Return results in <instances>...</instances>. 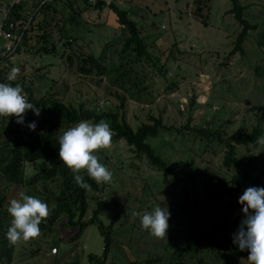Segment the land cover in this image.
Here are the masks:
<instances>
[{
  "label": "rangeland",
  "instance_id": "1",
  "mask_svg": "<svg viewBox=\"0 0 264 264\" xmlns=\"http://www.w3.org/2000/svg\"><path fill=\"white\" fill-rule=\"evenodd\" d=\"M109 1L130 12L149 54L125 51L130 34L107 2L99 8L85 0H29L24 7L29 29L17 54L0 63L1 79L21 86L29 102L50 99L116 114L134 130L154 123L153 118L169 128L148 142L174 173L161 171L126 140L115 139L111 119L104 120L112 142L94 154L112 180L98 184L93 179L99 189L87 190L86 213L78 220L113 225L106 264H227L205 244L199 251L186 247L203 225L213 228L224 215L244 218L238 198L251 187L245 172L264 179V135L258 144L237 145L239 163L232 167L226 165L229 149L219 137L250 135L259 126L264 130V0H239L246 19L257 27L241 50L237 40L243 27L230 12L231 0ZM12 68L20 69L14 81L8 79ZM23 115L24 125L15 115L0 116V264H98L90 259L105 252L98 224L70 226L67 213L52 221L64 179L33 181L54 164L25 158L34 135L50 126L30 130L28 123L43 118ZM54 119L57 141L78 124ZM199 129L217 135L207 138ZM17 153L23 157L19 182L7 172ZM79 175L89 177L84 169ZM24 195L44 201L49 215L36 237L13 244L5 235L13 219L8 209ZM158 206L171 213L163 238L141 224V215ZM231 257L230 264H248L247 258Z\"/></svg>",
  "mask_w": 264,
  "mask_h": 264
},
{
  "label": "trees",
  "instance_id": "2",
  "mask_svg": "<svg viewBox=\"0 0 264 264\" xmlns=\"http://www.w3.org/2000/svg\"><path fill=\"white\" fill-rule=\"evenodd\" d=\"M233 8L231 13L235 15L240 22L243 30L237 40V50L242 49L243 43L247 40L249 33L256 29L248 19L245 17L246 7L243 6L239 0H231ZM106 2L101 1L97 6L104 8ZM25 5L19 7L20 11H24ZM109 7L117 15L120 27L123 30H127L130 34L126 41L125 51L134 50L138 56L143 57L149 54L148 48L141 35V30L137 23L130 19V12L120 9L115 4H110ZM18 10V12H19ZM14 19L23 18L21 13H14ZM26 18V17H25ZM0 83H3L0 76ZM31 99V98H30ZM31 103L40 108V115L37 118L41 119L36 125L40 128L42 125H49L47 131L35 134L32 142L30 143L31 152L30 155H26V159L32 162L44 160L45 165L53 163L54 167L44 169L43 174L37 175L33 181L42 179H50L59 175L64 179V188L58 198L57 208L52 215V221L57 219L62 214L70 215V226L80 225L85 228L91 224H98L105 238V252L103 256H97L95 254L90 255V259L94 263L106 264V260L112 247V234L113 225H105L101 219L92 220L91 222L81 223L78 217H83L87 208L86 192L88 189L98 190L97 183L90 177H83V180L90 185L85 189L80 187L75 179V174L68 168L59 157V141L55 139L57 133V123L55 117H63L69 123L76 124L81 121H104L106 118H110L112 121V130L115 132L114 138L124 139L127 143L140 153L147 156V158L153 163L154 166L161 171L168 173H174L175 170L171 167L166 160L159 156L155 148L148 142L150 137H157L162 130L169 129L160 118H153L154 123H145L138 130H134L128 124L122 122L116 114H97L91 110H79L74 106H67L62 102L53 101L50 99L36 101L33 98ZM29 110L27 113H31ZM45 116H49L45 118ZM198 133L207 138H211L217 133L207 130L199 129ZM264 135V130L259 126L250 135L241 134L239 136H233L229 139H224L221 135L220 140L226 144L229 149V153L226 159V165L232 167L234 164L239 163L237 158V145L258 144L259 139ZM23 157L21 153H17L13 160L10 162L7 168V172L12 174L14 181H21L18 176L23 175V171L20 170ZM243 178L251 185V187H264V179L260 176L252 177L248 172H245ZM244 218L228 217L224 215L221 222L213 228H209L205 225L202 226L200 232H198L193 238L190 246L186 247L187 251H199L202 246L207 245L212 251L218 253V256L225 260L227 264L231 262V255L247 258L249 253L247 251H241L238 245L233 243V235L237 232L241 221ZM233 233L232 235H230ZM183 253H180L182 256ZM182 264V263H180Z\"/></svg>",
  "mask_w": 264,
  "mask_h": 264
},
{
  "label": "clouds",
  "instance_id": "3",
  "mask_svg": "<svg viewBox=\"0 0 264 264\" xmlns=\"http://www.w3.org/2000/svg\"><path fill=\"white\" fill-rule=\"evenodd\" d=\"M19 72V68H12L8 79L16 80ZM29 110L36 116L40 115V108L28 101L21 86L0 83V116L15 115L16 123L24 125L23 114ZM36 126L34 121L27 124L30 130H35ZM111 142L112 130L105 121L96 124L81 121L59 137V157L73 171L80 187H90L79 175L82 169L98 184L112 180V172L94 154L98 149L108 148ZM238 202L242 205L244 219L233 235V243L241 251L249 253L248 264H264V187H248L239 196ZM8 211L13 219L5 235L13 244L36 237L40 233L42 220L49 215L48 205L31 195H24L22 201L13 200ZM170 215L168 208L155 207L152 212L141 215L142 227L152 235L163 238L167 235Z\"/></svg>",
  "mask_w": 264,
  "mask_h": 264
},
{
  "label": "built area",
  "instance_id": "4",
  "mask_svg": "<svg viewBox=\"0 0 264 264\" xmlns=\"http://www.w3.org/2000/svg\"><path fill=\"white\" fill-rule=\"evenodd\" d=\"M29 0H0V63L11 59L17 54L24 43L25 35L31 20L26 21L25 12L19 7L26 5ZM54 1V0H46ZM90 5L97 6L101 1L111 4L109 0H85ZM19 10V12H18ZM21 13L23 18L14 19V13ZM27 98V97H26Z\"/></svg>",
  "mask_w": 264,
  "mask_h": 264
}]
</instances>
